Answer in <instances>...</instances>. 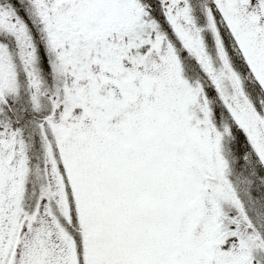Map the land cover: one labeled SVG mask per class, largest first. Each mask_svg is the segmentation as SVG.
<instances>
[{
  "label": "rangeland",
  "instance_id": "374dc122",
  "mask_svg": "<svg viewBox=\"0 0 264 264\" xmlns=\"http://www.w3.org/2000/svg\"><path fill=\"white\" fill-rule=\"evenodd\" d=\"M152 1L165 26L148 24L153 9L140 0H21L22 13L0 2V177L8 191L15 185L13 194L0 195V264H264V171L255 167L258 160L264 164V142L234 87L264 122V2ZM186 13H194L187 27L203 47L198 68L234 117L230 125L244 124L247 152L232 147L235 129L228 134L224 116L217 124L227 134L222 154V136L212 132L204 108L184 107L198 86L174 85L177 54L163 53L168 42L160 40L175 15L183 22ZM216 29L241 41L237 48L233 38L228 42L241 59L242 47L240 67L221 54ZM142 34L153 47H135ZM140 76L151 81L146 104L163 109L154 110L157 123H149L147 106H137ZM128 79L136 94L124 100L117 90H125ZM107 99L113 108L99 104ZM64 116L81 120L90 142L79 134L81 123L76 134L68 133L77 125ZM111 117L118 130H130L132 148L115 144L104 153L96 144L97 123L111 131ZM131 117L135 121L125 119ZM96 182H103L106 195L142 211L144 218L129 217L127 247L105 244L111 236L96 214L108 207ZM18 186L30 212L20 224L13 196ZM119 211L127 217L131 209ZM224 218L232 229L221 228ZM224 230L231 234L226 241L218 238Z\"/></svg>",
  "mask_w": 264,
  "mask_h": 264
},
{
  "label": "trees",
  "instance_id": "16d2710c",
  "mask_svg": "<svg viewBox=\"0 0 264 264\" xmlns=\"http://www.w3.org/2000/svg\"><path fill=\"white\" fill-rule=\"evenodd\" d=\"M0 2H9V3H13L14 5H15V7L16 8H18V10L22 13V10L23 9H25L26 7L24 6V4H22L21 3V0H0ZM234 66H235V68H237V65L236 64H234ZM146 92V91H145ZM145 92H144V94H145ZM132 95V94H131ZM130 95V96H131ZM128 98V97H127ZM100 99H102V98H100ZM124 100H126V98H124ZM111 101H114V100H110V99H107L106 101H100L99 102V104L101 105V106H103L104 104H111ZM145 101H148V97L147 98H145L144 96H141L140 97V99H138V102H139V106L140 105H143L144 104V102ZM93 107V106H92ZM108 108V107H107ZM93 113H96V111H94ZM100 116H102L101 114H99V118L98 119H100ZM73 118V117H72ZM64 119V118H63ZM134 119H135V117H134ZM74 121H72V119L71 118H65L64 119V121L65 122H67V123H81V124H83V122L81 121V120H78L77 118H74L73 119ZM96 128H97V131H96V133L98 134V135H102V138L101 137H99L98 139H97V141L99 142V146H103L105 143H107L108 144V146H109V144L111 143V139H110V137H112V136H114V135H116V137H119V136H121V137H127V140L129 139V137H130V130H128V129H125V130H122V131H120V130H118L116 127H115V124H111V131H109L108 129H104V130H102V124H98L97 126H96ZM231 128H233V135H232V139H233V142H232V147L234 146H238L239 147V151H240V147L241 146H243L244 147V149L246 150L247 149V147H246V145H244V143H246L247 142V140H246V137H244V135L243 134H241V132L238 130V127H237V129L236 128H234V127H231ZM71 132H75V130L74 129H72V128H68V133H71ZM119 132H122L121 134L119 133ZM245 140H246V142H245ZM124 147H131L132 148V143H130V144H127V146L125 145ZM133 148H134V146H133ZM131 151H133V150H131ZM135 151V150H134ZM240 157H237V159L239 160V162L241 161V157H242V153H239L238 154ZM237 155V156H238ZM32 161H36V159L33 157V160ZM259 162V161H258ZM258 164V166L256 165V168H258L257 170H258V172H260L261 170L262 171H264V169L262 168V166H261V162H259V163H257ZM253 172V170L248 174V175H250L251 173ZM264 173V172H263ZM5 176L4 177H0V195H6V194H10V193H12V190H10L9 191V193H8V188L5 186V185H7V186H9L10 184H8L7 182H5ZM252 182H254V183H256L257 185H260V186H262L261 184H260V182H256V181H252ZM94 186H95V188L96 187H98V189H96V190H98V191H102V186H103V182H96V183H94ZM102 193L104 194V202H105V205L108 207L107 209H106V211L105 212H102V214H101V216L100 215H98V214H96L99 218V224H100V229L105 233V234H109L110 236H111V240H110V242L108 241H106L105 240V242H107V243H105L106 245L107 244H109V243H112L114 246V248H116V247H127L128 245H129V241L127 240H125V237H129V232H128V230H129V228H131L132 227V222H130V219H129V217L131 216V214H133V216L136 218L137 217V215H138V217H141V218H144V216L141 214L142 213V211H140L141 209L140 208H137V209H135V210H133L132 209V204H130L129 203V201H128V199H126V200H124V198H120V199H118L117 197H114L113 195H111V194H108V195H106L103 191H102ZM127 196V195H126ZM30 205V204H29ZM126 205H127V207L129 208V210L131 209V212H130V214H129V216H127V217H124V215L122 216V214L121 213H123V212H121V211H119V210H121L122 209V207H126ZM93 207H91V209H92ZM5 210V209H4ZM136 211V212H135ZM140 211V212H139ZM150 211H151V209L150 208H148L146 211H145V214L146 215H148L149 213H150ZM119 213V214H118ZM102 215H104V216H102ZM141 215V216H140ZM102 217H103V220H101L102 219ZM23 219L24 218H26V216H23L22 217ZM129 221V223H127ZM138 225V224H137ZM134 228L136 227V225L135 226H133ZM225 236H227L228 237V235H227V233H225V232H222L221 233V235L218 237L219 238V240H223V239H225L226 237ZM125 251H130V250H125ZM129 253V252H128ZM132 261V260H131ZM131 263V262H130Z\"/></svg>",
  "mask_w": 264,
  "mask_h": 264
},
{
  "label": "flooded vegetation",
  "instance_id": "af4514ba",
  "mask_svg": "<svg viewBox=\"0 0 264 264\" xmlns=\"http://www.w3.org/2000/svg\"><path fill=\"white\" fill-rule=\"evenodd\" d=\"M188 15V13H186V14H183L182 16H183V22H178L177 21V15H175V18H174V22H175V29H176V32H177V34H178V36L179 37H182V38H188V40H192V41H195L196 39L195 38H191V34L193 35V37H194V33L192 32V26L190 25V28H189V30L187 31V28H186V25H184V23H185V20H186V18H185V16H187ZM193 17V16H192ZM211 19H213L214 17H213V14L211 15ZM217 30V29H216ZM224 31H227V28H224L223 29ZM217 32H218V30H217ZM217 35V34H216ZM218 38H219V40L221 41V43H224V42H226L227 41V36H225L222 32L221 33H219L218 32ZM160 41H162V40H160ZM219 44H220V42H219ZM221 48V47H220ZM222 50V49H221ZM203 90V89H202ZM194 104H204L205 103V101H198V100H195L194 102H193ZM253 104V103H252Z\"/></svg>",
  "mask_w": 264,
  "mask_h": 264
},
{
  "label": "water",
  "instance_id": "95a60500",
  "mask_svg": "<svg viewBox=\"0 0 264 264\" xmlns=\"http://www.w3.org/2000/svg\"><path fill=\"white\" fill-rule=\"evenodd\" d=\"M236 91L238 92L239 97L241 98L243 104L246 106V108L256 117L258 124H259V128L260 131L262 133V136L264 137V127L262 125L261 119L260 117L256 114V112L246 103V101L244 100V98L242 97L241 93L238 91V89L235 86Z\"/></svg>",
  "mask_w": 264,
  "mask_h": 264
}]
</instances>
